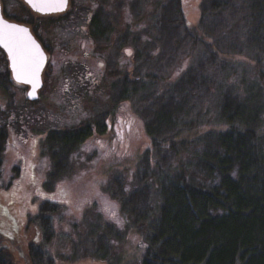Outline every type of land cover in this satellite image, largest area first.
I'll return each instance as SVG.
<instances>
[{
  "label": "trees",
  "instance_id": "1",
  "mask_svg": "<svg viewBox=\"0 0 264 264\" xmlns=\"http://www.w3.org/2000/svg\"><path fill=\"white\" fill-rule=\"evenodd\" d=\"M127 1L133 19L124 31L117 30V15L98 8L89 17L87 36L100 56L109 43L118 44L116 51L122 45L132 49L127 66L104 54L101 77L111 104L128 101L143 119L148 146L133 186L126 189L114 176L105 190L141 233V264H264V0H198L196 25L186 23L183 0ZM2 14L29 25L47 49L37 35L38 18L4 9ZM45 16L39 18L55 21ZM185 57L187 65L172 78ZM73 72L80 75L75 82L86 80L75 68L65 73V82ZM14 83L0 49V88ZM106 116L105 111L76 125L47 129L45 184L51 187L68 173L79 143L110 129ZM203 126L207 129L194 135L181 134ZM6 141L3 125L0 175ZM53 207L44 202L40 210ZM94 215L98 221L86 219L83 233L73 227L77 235L71 236L69 253L56 260L47 257L44 246L55 238L51 227L36 234L41 242L34 237L25 245L23 236L10 241L25 245L18 255L30 264L84 257L111 261L112 242L124 233ZM9 250L0 244V264H15Z\"/></svg>",
  "mask_w": 264,
  "mask_h": 264
},
{
  "label": "rangeland",
  "instance_id": "2",
  "mask_svg": "<svg viewBox=\"0 0 264 264\" xmlns=\"http://www.w3.org/2000/svg\"><path fill=\"white\" fill-rule=\"evenodd\" d=\"M0 2L2 9L9 14L26 19L38 18L36 31L47 47L48 59L35 102L27 101L26 87L20 83L11 84L8 89L0 88V127L4 125L7 132L0 175V235L4 237L0 238V244L10 249L15 264H30L18 252H23L29 240L48 226L53 231L50 236L55 238L48 244L43 243H46L44 246L47 255H50L47 257L56 260L69 253L71 236L77 235L73 227L79 234L83 233L86 219L98 221V216L94 214L99 213L102 220L112 222L124 233L121 240L112 242L113 259L106 261L84 257L55 263L141 264L144 252L141 233L129 224L118 201L105 190L107 182L114 176L122 178L126 189L133 186L138 163L148 146L143 119L128 101L112 105L108 88L101 77L104 54L115 59L120 66H127L132 49L129 45H122L116 51L118 44L110 47L109 43V46L101 45L103 55L100 56L94 52V43L87 36L89 17L98 8L109 16L117 15V30L124 31L125 22L133 19L129 14L128 1L68 0L66 11L45 16L55 19L51 23L32 13L21 0ZM197 2L183 0L188 24L196 25ZM149 6L144 7L146 14L150 11ZM185 58L172 72V78L187 65L189 58ZM75 68L84 71L86 80L75 82L80 75L73 72L71 75L74 78L68 74L65 82V73ZM105 111L110 129L104 133L95 131L79 143L70 155L68 173L51 187L45 184L50 159L43 151L42 139L47 129L76 125ZM125 124H128V129ZM206 129L204 126L197 127L184 130L181 134L191 136ZM44 202L54 207L43 213L40 206ZM22 236L24 246L10 241L18 237L22 239ZM35 239L39 241V236Z\"/></svg>",
  "mask_w": 264,
  "mask_h": 264
},
{
  "label": "water",
  "instance_id": "3",
  "mask_svg": "<svg viewBox=\"0 0 264 264\" xmlns=\"http://www.w3.org/2000/svg\"><path fill=\"white\" fill-rule=\"evenodd\" d=\"M24 2L32 9L41 13L61 11L66 6V0H24ZM41 8L43 10H39ZM5 25H15L26 31L20 32L15 29L6 28ZM4 31L10 32L15 37L17 45L21 49H26L35 55L38 68L35 64L30 65L26 71L20 73L18 79V71L13 67V59L9 50L3 43H0V49L3 50L6 56L12 80L25 85L27 87L25 92L26 98L28 100H35L38 98V91L42 87V71L47 62V53L27 25L4 17L0 2V32Z\"/></svg>",
  "mask_w": 264,
  "mask_h": 264
},
{
  "label": "snow or ice",
  "instance_id": "4",
  "mask_svg": "<svg viewBox=\"0 0 264 264\" xmlns=\"http://www.w3.org/2000/svg\"><path fill=\"white\" fill-rule=\"evenodd\" d=\"M39 10H43V8ZM5 27L15 29L20 32L26 31L25 29L18 28V26L15 25H5ZM0 43H3L4 46L8 48L9 53L13 59V67L18 71V79L20 73L26 71L30 65L35 64L38 68V63L35 60V55L26 49H21L17 45L15 37L10 32H0Z\"/></svg>",
  "mask_w": 264,
  "mask_h": 264
},
{
  "label": "flooded vegetation",
  "instance_id": "5",
  "mask_svg": "<svg viewBox=\"0 0 264 264\" xmlns=\"http://www.w3.org/2000/svg\"><path fill=\"white\" fill-rule=\"evenodd\" d=\"M21 1L24 2V0H21ZM67 3H68V0H66V6H65V8H64L63 10H61V11H54V12H50V13H48V12L41 13V12H39V11H36V10L32 9L31 7H29V5H27V4L24 2V4L27 6V8H28L32 13H34L35 15H38V16L56 15V14H58V13L60 14V13H62V11L64 12V11L67 10V8H68ZM9 20H10V19H9ZM125 128L128 129V124H125Z\"/></svg>",
  "mask_w": 264,
  "mask_h": 264
}]
</instances>
